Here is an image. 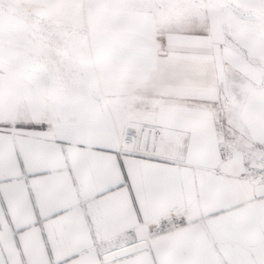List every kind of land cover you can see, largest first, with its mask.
Instances as JSON below:
<instances>
[{"label": "crops", "instance_id": "crops-1", "mask_svg": "<svg viewBox=\"0 0 264 264\" xmlns=\"http://www.w3.org/2000/svg\"><path fill=\"white\" fill-rule=\"evenodd\" d=\"M220 17L135 21L92 52L99 102L68 118L45 120L29 91L21 110L0 101V264H264V180L218 143L223 130L264 151V35ZM129 125L158 128L159 153L135 154ZM175 212L188 224L146 237Z\"/></svg>", "mask_w": 264, "mask_h": 264}, {"label": "rangeland", "instance_id": "rangeland-1", "mask_svg": "<svg viewBox=\"0 0 264 264\" xmlns=\"http://www.w3.org/2000/svg\"><path fill=\"white\" fill-rule=\"evenodd\" d=\"M209 7L223 30L237 22L239 31L264 35V0H0V101L21 110L29 91L45 106V120L91 109L99 102L93 51L134 38L137 20L159 32L195 28ZM252 144L259 162L249 173L264 180V151Z\"/></svg>", "mask_w": 264, "mask_h": 264}, {"label": "built area", "instance_id": "built-area-1", "mask_svg": "<svg viewBox=\"0 0 264 264\" xmlns=\"http://www.w3.org/2000/svg\"><path fill=\"white\" fill-rule=\"evenodd\" d=\"M218 131V143L220 152L223 158H231L235 153H238L245 162L250 165L257 160L256 153L253 151L254 145L250 142H242V139L237 134ZM123 140L125 144L131 146L135 154L144 157H152L159 153L161 145V132L156 127L135 126L129 125L123 132ZM259 152V151H258ZM264 153H261V155ZM259 155V154H258ZM264 160V159H263ZM257 162H259L257 160ZM251 175V174H250ZM254 177L253 175H251ZM255 179H258L254 177ZM259 180V179H258ZM188 224L186 216L180 212H175L168 216H160L152 218L144 223L146 237L151 238L160 234L179 229ZM127 235L119 236L114 239V245L108 246V249L118 247L127 243Z\"/></svg>", "mask_w": 264, "mask_h": 264}]
</instances>
